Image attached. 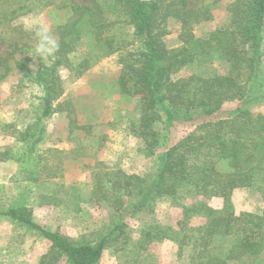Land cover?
Instances as JSON below:
<instances>
[{
	"label": "trees",
	"instance_id": "1",
	"mask_svg": "<svg viewBox=\"0 0 264 264\" xmlns=\"http://www.w3.org/2000/svg\"><path fill=\"white\" fill-rule=\"evenodd\" d=\"M204 3L195 8L189 0H88L83 5L68 0L0 2V17L8 25L50 8L71 14L53 29L60 47L49 61L34 55V34L13 30L18 38L8 46L0 80L14 70L28 72L34 59L37 71L30 79L42 93L39 116L16 131L18 141L33 149L44 137L45 121L68 106L60 101L61 66L73 67L79 78L100 61L117 56L119 94L136 99L140 114L114 131L135 138L137 154L150 160L151 167L141 177L117 169L94 174L96 201L118 209L125 206L130 216L153 213L156 201L165 197L183 201L184 220L173 228L153 224L133 239L123 226H114L96 242L80 244L44 230L27 208L1 213L50 243L37 264L62 259L65 264H99L109 250L118 264H157L148 251L155 235L174 243L178 257L187 255L188 264H264V211L261 216L237 215L231 204L237 189H254L264 200V115L246 109L264 98L259 91L262 84H256L262 71L264 0L230 4L229 24L207 39L193 34L194 25L211 17L204 9L208 1ZM173 33L179 46L170 49L164 38ZM84 39L90 48L72 63L69 57ZM221 64L226 66L223 71L218 68ZM181 70H188L189 76L174 81L172 76ZM227 104L233 105L232 118L202 123L177 139L179 125L212 117ZM101 141L91 140L92 144ZM47 162L40 164L47 172L45 178H61L60 160L49 167ZM212 198L223 200L221 210L209 207ZM192 217L204 221L191 227L186 221Z\"/></svg>",
	"mask_w": 264,
	"mask_h": 264
},
{
	"label": "rangeland",
	"instance_id": "2",
	"mask_svg": "<svg viewBox=\"0 0 264 264\" xmlns=\"http://www.w3.org/2000/svg\"><path fill=\"white\" fill-rule=\"evenodd\" d=\"M68 1L77 5L88 3V0ZM189 1L195 8L208 1L204 9L208 10L210 19L193 27L196 37L207 39L212 32L229 24L228 7L236 0ZM70 16L65 11L50 8L37 15L19 17L10 25L0 17V72L4 69L9 44L18 38L14 29L35 36L37 28H44L52 34L54 27ZM176 35L173 33L164 38L167 48L179 46ZM89 48V41L84 39L69 60L75 63L76 58ZM262 54V71L256 84H262L259 91L264 97V35ZM218 68L223 71L226 66L221 64ZM36 71L37 63L33 59L28 72L14 70L0 80V264H37L40 256L50 248L47 240L1 215L13 207L27 208L33 221L44 230L57 232L79 244L96 242L114 226H123L125 233L138 239L148 226L173 228L178 221L184 220L183 201L172 197L156 201L153 213L134 216L128 214L125 206L118 209L110 203L96 201L92 184L94 174L117 169L126 175L141 177L151 167L150 160L137 154L139 145L135 138L114 131H120L126 121H136L140 114L136 99L119 94L117 56L100 61L79 78L75 77L73 67L58 69L64 88L60 101L67 102L68 106L45 121L44 137L32 149L27 142L18 141L16 131L32 124L39 116L42 93L30 79ZM189 74L188 70H181L172 79L187 78ZM232 106L227 104L212 117L179 125L177 139L190 134L202 123L232 118ZM246 109L264 115V98L252 101ZM77 126L89 128L88 131L74 129ZM93 138L104 141L92 144ZM45 159L48 167L60 160L61 178H45L47 172L40 168ZM207 203L211 207V201ZM231 204L237 215L261 216L264 211V200L254 189H237L232 193ZM223 205L222 200L221 209ZM203 221L192 217L186 222L196 227ZM155 236L148 251L157 264H188L187 255L178 257L174 243ZM56 264H65V260ZM99 264H118V261L109 250L104 252Z\"/></svg>",
	"mask_w": 264,
	"mask_h": 264
},
{
	"label": "clouds",
	"instance_id": "3",
	"mask_svg": "<svg viewBox=\"0 0 264 264\" xmlns=\"http://www.w3.org/2000/svg\"><path fill=\"white\" fill-rule=\"evenodd\" d=\"M60 44L58 40L44 28H37L35 31L34 55L41 60L49 61L54 59Z\"/></svg>",
	"mask_w": 264,
	"mask_h": 264
},
{
	"label": "crops",
	"instance_id": "4",
	"mask_svg": "<svg viewBox=\"0 0 264 264\" xmlns=\"http://www.w3.org/2000/svg\"><path fill=\"white\" fill-rule=\"evenodd\" d=\"M236 190L233 191L235 193ZM211 201V203H210ZM210 206L213 207L214 209H221L222 207V199L220 198H212L209 200Z\"/></svg>",
	"mask_w": 264,
	"mask_h": 264
}]
</instances>
